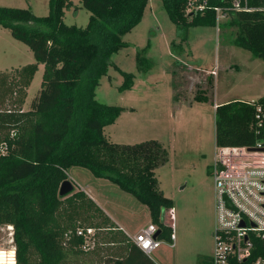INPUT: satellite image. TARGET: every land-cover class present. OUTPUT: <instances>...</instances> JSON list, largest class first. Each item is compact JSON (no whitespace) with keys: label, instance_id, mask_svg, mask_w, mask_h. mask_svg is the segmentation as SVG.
<instances>
[{"label":"trees","instance_id":"trees-1","mask_svg":"<svg viewBox=\"0 0 264 264\" xmlns=\"http://www.w3.org/2000/svg\"><path fill=\"white\" fill-rule=\"evenodd\" d=\"M89 12L85 26L66 24L64 10L71 0H48V12L35 15L29 8L0 5V26L24 43L34 62L20 68L29 79L43 64L40 88L25 110H0V226L12 228L15 264H64L84 249V237L77 228L120 229L82 189L58 195L66 171L73 166L88 169L132 194L148 208L157 237L168 239L170 227L160 221V209L172 207V200L158 187L154 170L168 158L166 148L155 139L136 143L109 140L104 127L124 109L99 102L94 90L110 63V55L125 45L122 36L142 17L148 0H80ZM186 0H161L184 40L190 26L216 25L214 6L229 0H208L202 13L185 15ZM254 9L227 10L224 24L229 42L264 61V0H249ZM142 57L136 55L137 64ZM114 67L118 69L115 65ZM119 70V69H118ZM119 90L130 89L133 75L121 71ZM27 84V83H26ZM197 101L206 96L197 93ZM254 101L232 99L214 108L215 146H252L262 133L254 123ZM139 255L128 254L115 264H155L132 241ZM264 259V245L254 239L250 257H228L219 264H254ZM199 264H214L212 257Z\"/></svg>","mask_w":264,"mask_h":264},{"label":"rangeland","instance_id":"rangeland-1","mask_svg":"<svg viewBox=\"0 0 264 264\" xmlns=\"http://www.w3.org/2000/svg\"><path fill=\"white\" fill-rule=\"evenodd\" d=\"M64 10L66 24L85 26L89 12L80 0ZM2 6L29 8L35 15L48 12V0H0ZM190 19V18H187ZM217 25L190 26L184 40L175 34L161 0H148L141 20L122 36L125 45L110 55V63L94 90L97 101L124 109L104 127L109 140L161 142L168 153L154 170L158 187L172 200L174 246L163 240L152 255L159 264H199L213 253V181L215 102L264 95V61L229 42L230 29ZM142 57L137 64L136 55ZM34 62L27 45L0 26V110H25L40 88L43 64L29 79L20 68ZM114 65L119 69H116ZM133 75L130 89L119 90L122 73ZM27 83V84H26ZM199 93L206 100L197 101ZM73 189L93 194L96 201L123 228L96 229L87 243L93 264L103 256L118 257L123 239L151 223L148 208L132 194L80 166L66 171ZM167 209H160L165 222ZM11 227L0 226V248L15 246ZM126 231V232H125ZM128 233V234H127ZM132 235V236H130ZM12 239V240H11ZM119 242V243H118Z\"/></svg>","mask_w":264,"mask_h":264},{"label":"built area","instance_id":"built-area-1","mask_svg":"<svg viewBox=\"0 0 264 264\" xmlns=\"http://www.w3.org/2000/svg\"><path fill=\"white\" fill-rule=\"evenodd\" d=\"M207 6L208 0H186L185 15L190 18L202 13ZM229 8L234 11L254 9L249 0H229L226 6H214L216 25L227 17ZM254 123L262 133L254 145L215 146L217 151L211 167L214 209L211 257L214 264L224 263L228 257L239 261L250 257L254 239L264 245V103L254 106ZM4 148L0 145L1 151ZM166 209L164 224L170 227L168 239L155 235L159 228L153 223L139 229L131 238L146 254H151L163 240H167L168 246H174V210L173 207ZM94 231L93 227L76 229V233L84 237V249ZM253 263L264 264V259L257 257ZM0 264H15L14 246L0 248Z\"/></svg>","mask_w":264,"mask_h":264},{"label":"crops","instance_id":"crops-1","mask_svg":"<svg viewBox=\"0 0 264 264\" xmlns=\"http://www.w3.org/2000/svg\"><path fill=\"white\" fill-rule=\"evenodd\" d=\"M235 99H242V98H235ZM246 100V99H245ZM228 101V100H227ZM225 102V101H219V102H215L216 105ZM80 188V187H79ZM82 189V188H80ZM90 198H92L94 200V202L103 210V212L107 215V217L116 225V227L120 230H122L123 228H121L116 220H114V218L107 212L105 211V209H103V207L99 204L98 201L95 200L93 194H89L88 192H86L84 189H82ZM112 230H115L114 228H112ZM124 230V229H123ZM108 232V231H107ZM126 232V231H125ZM120 234V232H117ZM128 234V233H127ZM132 236V235H130ZM130 237H123L122 241L120 242L122 244V252L118 257H115L113 255H105L103 256V261L102 264H115V261L120 260L122 258H124L125 256H127L129 253L132 254V256H138L139 253L132 247H129V244L127 243V239H129ZM131 239V238H130ZM119 243V242H118ZM158 248V247H157ZM155 250V249H154ZM153 250V251H154ZM152 251V252H153ZM151 254H147L148 256H150L152 258V260L154 261L155 264H159L157 259ZM93 250H87L85 252H83L82 254L78 255V256H74L71 255L69 257V259H67L65 261L64 264H93V262L91 261L90 256H92ZM146 254V253H145Z\"/></svg>","mask_w":264,"mask_h":264},{"label":"water","instance_id":"water-1","mask_svg":"<svg viewBox=\"0 0 264 264\" xmlns=\"http://www.w3.org/2000/svg\"><path fill=\"white\" fill-rule=\"evenodd\" d=\"M73 190V184L69 179H64L60 185H59V189H58V195L63 196L66 195L67 193H70ZM158 231H156L155 235L157 236Z\"/></svg>","mask_w":264,"mask_h":264}]
</instances>
